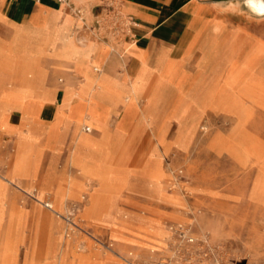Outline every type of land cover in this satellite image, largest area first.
Returning a JSON list of instances; mask_svg holds the SVG:
<instances>
[{
	"label": "crops",
	"instance_id": "crops-1",
	"mask_svg": "<svg viewBox=\"0 0 264 264\" xmlns=\"http://www.w3.org/2000/svg\"><path fill=\"white\" fill-rule=\"evenodd\" d=\"M234 5L233 0H0V135L11 138L13 161L6 179L26 193L38 185L39 199L50 195L47 203L65 210V196L85 194L83 171L71 154L98 152L102 126L129 141L121 163L132 172L146 158L161 161L159 153L170 146L172 101L184 98L196 112L229 45L251 32L245 15L234 22ZM133 86L130 101L118 100ZM219 90L229 97L232 89ZM136 145L137 163L126 166ZM20 182L29 186L21 188ZM122 190L126 198H160L135 179L116 201ZM1 232L8 239L17 233L26 237L2 222ZM15 250L7 246L6 255Z\"/></svg>",
	"mask_w": 264,
	"mask_h": 264
},
{
	"label": "rangeland",
	"instance_id": "rangeland-1",
	"mask_svg": "<svg viewBox=\"0 0 264 264\" xmlns=\"http://www.w3.org/2000/svg\"><path fill=\"white\" fill-rule=\"evenodd\" d=\"M233 1L234 22L245 15L262 40L252 32L234 38L222 70L203 96L196 95L202 96L196 112L184 98L172 101L170 146L159 153L161 161L146 158L137 173L121 163L123 170L112 174L114 183L103 190L90 219L73 193L65 196L61 210L45 205L52 196L39 199L38 185L26 193L10 183L11 138L0 135L2 223L26 236L8 239L1 232L0 264L8 257L12 264H264V16L251 13L242 0ZM244 71L248 80L240 85L248 86L246 97L231 118L215 103V93ZM177 86L182 88L179 80ZM133 87L118 100L130 101ZM231 92L229 97L236 93ZM106 133L111 145H124L122 137L108 128ZM139 151L136 145L124 164L134 167ZM101 157L96 152L79 160L94 166ZM133 179L163 199L126 198L122 190L116 201ZM7 246L15 253L6 255Z\"/></svg>",
	"mask_w": 264,
	"mask_h": 264
},
{
	"label": "bare ground",
	"instance_id": "bare-ground-1",
	"mask_svg": "<svg viewBox=\"0 0 264 264\" xmlns=\"http://www.w3.org/2000/svg\"><path fill=\"white\" fill-rule=\"evenodd\" d=\"M242 1L251 13H253L257 17L264 16V0H242ZM234 6H236V4ZM260 23H262V22L260 21ZM251 32L253 35H256L255 32H253V31H251ZM257 37H259V36H257ZM259 39L262 40L260 37H259ZM263 51H264V48H263ZM260 60H257L256 62H254L251 65L252 70L256 69L257 64ZM245 72L246 71H244V72L240 73L238 76H236L233 79L232 83H230L229 85L220 86V87L231 88L234 91V93L236 92L234 96L226 97L222 94V91L219 89L215 93V98H216L215 103L219 104V105L220 104L223 105L224 108L229 111V115L231 116V118L233 117L232 115H233L234 111L237 110V105L242 103V100L245 99V97H246L244 90L247 89L248 86L246 84L240 85L241 81H243V80L247 81L248 80ZM93 119H94V117H93ZM100 128L103 131V135H105L104 140L101 139L100 144H99L102 147L98 151V152H101V156H102L101 159H98L94 166H89L86 163L80 161L79 157H75L76 155L73 156V158H72V160L74 161L73 164L76 163L77 166L80 169H82L83 175L85 177V189H84L85 194H79L75 197L78 198L79 203L83 205L82 215L88 219H90L89 216L93 212V210L96 206L95 204H96L97 200L100 198V196L102 195L103 190H105L106 188H110L113 185L114 182H112L111 177L114 175V173L116 174V176H118V173L123 170L121 167V161L123 159H121V158H123V156L126 155V153L128 151V147H129L128 141H125L124 145H122L121 147H118L116 145V143L111 145L110 139H108V136L106 133L107 128H105L104 126H102ZM40 152H42V151H40ZM36 154H37V152H36ZM40 155H42V154H40ZM36 158H38V157H36ZM36 160L39 161L38 159H36ZM34 165H35V163H34ZM35 171H36V169H35ZM160 173L161 172L158 171L155 174H160ZM123 175H125V172ZM45 205L47 207L51 208V205L49 203L45 202ZM1 211H0V213H1ZM1 222H2V217L0 215V224H1ZM59 264H63V263L59 262Z\"/></svg>",
	"mask_w": 264,
	"mask_h": 264
},
{
	"label": "built area",
	"instance_id": "built-area-1",
	"mask_svg": "<svg viewBox=\"0 0 264 264\" xmlns=\"http://www.w3.org/2000/svg\"><path fill=\"white\" fill-rule=\"evenodd\" d=\"M95 69H96V68H95ZM84 130L88 131V130H90V127H89V126H85V127H84Z\"/></svg>",
	"mask_w": 264,
	"mask_h": 264
}]
</instances>
